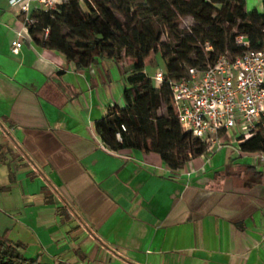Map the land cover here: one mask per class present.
Returning <instances> with one entry per match:
<instances>
[{
  "label": "crops",
  "instance_id": "1",
  "mask_svg": "<svg viewBox=\"0 0 264 264\" xmlns=\"http://www.w3.org/2000/svg\"><path fill=\"white\" fill-rule=\"evenodd\" d=\"M127 84L124 61L80 69L0 0V244L41 264H264L259 152L228 134L180 174L112 152L96 123L127 106Z\"/></svg>",
  "mask_w": 264,
  "mask_h": 264
},
{
  "label": "trees",
  "instance_id": "2",
  "mask_svg": "<svg viewBox=\"0 0 264 264\" xmlns=\"http://www.w3.org/2000/svg\"><path fill=\"white\" fill-rule=\"evenodd\" d=\"M178 12L197 22L192 34L176 22ZM253 16L255 24L249 21L246 0H66L57 10L33 12L35 24L28 33L36 44L64 54L80 69L101 59L124 61L127 106L113 107L96 123L99 137L112 152L156 153L173 170H179L206 154L208 145L183 132L171 105L168 83L154 86L146 74L145 58L155 51L169 77L180 78L188 67L213 63L220 55L242 53L244 49L236 45L239 35L248 36L251 47L258 49L264 42V14L255 11ZM220 18L230 28L237 26L238 33L229 35V29L218 23ZM46 28L49 36L41 40ZM163 35L168 43H161ZM196 36L211 42L214 51L204 53ZM165 106L167 112L158 114ZM240 148L248 153L264 152V133ZM20 248L0 244V264H41L38 259L25 258Z\"/></svg>",
  "mask_w": 264,
  "mask_h": 264
},
{
  "label": "built area",
  "instance_id": "3",
  "mask_svg": "<svg viewBox=\"0 0 264 264\" xmlns=\"http://www.w3.org/2000/svg\"><path fill=\"white\" fill-rule=\"evenodd\" d=\"M66 0H8L23 18L25 28L35 24L33 12L57 10ZM83 2L84 0H79ZM49 28L43 36H49ZM11 44L15 52L23 47V35ZM236 45L243 52L231 57L220 55L215 62L200 67H188L180 78H171L160 69L158 54L152 51L154 74L148 77L156 88L168 83L171 105L184 133H190L208 145V151L220 150L227 145L226 136L237 131L236 147L264 133V42L258 49L251 47L248 36L236 37ZM207 52L214 51L212 43ZM122 130L126 131L123 125ZM121 141V134H118ZM264 161V152L254 154ZM180 174L179 170H173ZM264 243V235L262 238Z\"/></svg>",
  "mask_w": 264,
  "mask_h": 264
},
{
  "label": "rangeland",
  "instance_id": "4",
  "mask_svg": "<svg viewBox=\"0 0 264 264\" xmlns=\"http://www.w3.org/2000/svg\"><path fill=\"white\" fill-rule=\"evenodd\" d=\"M263 2H264V0H246V11L249 14L250 23L255 24V20H254V16H253L255 11H257L261 14H264ZM182 9L185 10V6H182ZM217 15H218V13L215 14V16H217ZM176 22L180 24L181 29H185V31H187L189 34H192L194 27H196L198 25L197 22L192 17H187V16L183 15L182 12H178V18H177ZM218 23L221 24L224 28L229 29V31H230L229 35L232 36V35H236L238 33V27L235 26L233 28H230L229 24L224 22V18L218 19ZM158 28L160 29V26H158ZM39 37L41 40H44L43 34L40 35ZM196 40H197L198 47H200L202 49V51H204V53L205 52L208 53L206 48L208 47V44L211 42H209V41L204 42L202 37H198V36H196ZM161 41H162L161 43H168L169 42L166 35H163ZM193 58H194V55H193ZM207 59H210L209 54L207 55ZM158 62H159L160 69L167 72L166 66L163 63V61L160 59V56H158ZM145 67H146V71L148 74H150V75L154 74L155 70H154L153 62H152L150 56L145 58ZM167 110H168V106L162 107L158 111V114L163 115L167 112ZM229 135H230V137H233L232 140H234V141L237 140V138H238L237 131H234L233 133L230 132Z\"/></svg>",
  "mask_w": 264,
  "mask_h": 264
}]
</instances>
